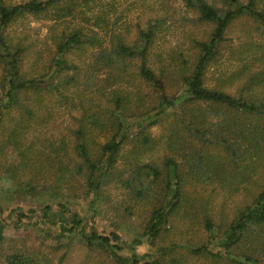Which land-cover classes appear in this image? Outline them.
<instances>
[{
    "label": "trees",
    "instance_id": "trees-1",
    "mask_svg": "<svg viewBox=\"0 0 264 264\" xmlns=\"http://www.w3.org/2000/svg\"><path fill=\"white\" fill-rule=\"evenodd\" d=\"M183 1L194 13L189 20L192 25L207 29L202 39H188L191 46L186 51L156 45L159 33L167 30L161 18L139 26L131 41L127 30L125 39L109 36L108 44L107 35L99 37L93 29L110 28L108 14L87 16L94 12L97 0H28L21 4L0 0L4 75L0 123L9 109L19 110L21 119H13L5 133L4 146L19 155L13 172L8 173L19 183L24 180L19 192L28 197L62 199L57 205L43 201L34 225L36 232L58 244H72L80 236L90 249L104 248L123 264H170L165 258L172 250L155 246L164 226L182 210L185 218L205 224L234 264H264V7H260L264 0ZM76 12L88 23L93 19L92 26L75 24ZM244 17L256 25L245 31L246 41L227 58L223 52L234 43L228 38L229 31ZM21 18L53 24L55 55L41 69L26 68L30 46L22 38L7 35ZM87 47L98 53L85 74L71 55L85 53ZM224 60L239 65L225 72L219 69ZM213 67L221 73L214 86H208ZM96 94L107 101L105 105ZM43 102L52 111L43 119L45 124L48 117L54 120L55 114L63 113L66 104L79 115L69 116L73 127L63 129L70 131L68 138L46 137L43 142L36 137L26 146L25 131L37 116L33 108ZM154 127L161 128L160 138L154 136ZM100 135L108 138L99 142ZM130 143L131 149L123 156ZM156 149L165 154L161 167L140 160ZM110 186L125 188L130 201L151 209L142 235L145 240L124 243L119 234H100L93 222L68 209L92 195L106 201ZM203 186L224 196V210L232 199H243L229 223H225L226 216L219 224L210 219L208 202L204 219L201 208H193L198 196L190 203V190ZM13 212L10 224L0 218V247L10 225L26 227L33 218L21 208ZM127 212L132 216L134 210ZM0 214L4 216L2 207ZM53 230L59 233L52 235ZM145 243L157 250L137 254V247ZM236 249L241 254L234 257ZM206 251L210 252L205 245L190 252L196 256ZM11 259L10 264H24L20 255Z\"/></svg>",
    "mask_w": 264,
    "mask_h": 264
},
{
    "label": "rangeland",
    "instance_id": "rangeland-1",
    "mask_svg": "<svg viewBox=\"0 0 264 264\" xmlns=\"http://www.w3.org/2000/svg\"><path fill=\"white\" fill-rule=\"evenodd\" d=\"M26 1L28 0H6V2L11 4H21ZM94 6V12L87 13L89 18L101 12L108 14L110 28L102 30L93 28L99 37L107 35L108 44L109 36L117 35L125 39V31L127 30L129 31L127 34L129 40L135 39L138 34V27H144L150 20L156 18L166 20L165 27H167V30L159 33L156 42V45L161 48L168 50L176 48L177 51L180 48L182 51H186L191 46V41L188 39H193L194 37L202 39L206 36L205 31L207 29L192 25L193 23L189 21L191 17L194 18V13L186 8L183 0H101V2L97 0ZM218 6L222 7V3H219ZM260 7L263 8L264 3L260 2ZM76 15L75 24L87 28L92 26L93 19L88 23L81 13L76 12ZM255 25V22L247 17L234 23L228 34V38L234 40V43H230L231 46L229 45L224 50L225 57L229 58L231 50L246 41L245 31ZM51 26L53 24L42 20L36 21L31 18H21L7 30L8 36L17 39L22 38L23 43L30 46L26 55V68L31 69L35 65L36 68L41 69L44 64H47L54 57L56 46L51 40ZM257 38L259 39L260 37ZM87 48L89 49L85 53L71 55V59L80 67L82 66L85 74V71L91 69L93 55L98 53L96 48ZM223 62L225 64H221L219 69L225 72L235 70L234 68L239 65L237 62H234V64L225 60ZM2 71L3 69L0 66V95L2 93V77H4ZM220 73L221 71H217L215 67L210 69L206 84L214 86L213 81L220 76ZM104 77L106 76H101L102 79ZM99 84L102 85L104 83L100 80ZM94 96L98 97L104 105L106 104L107 101L99 94ZM1 99L2 96H0V101ZM35 105L34 108H31L37 112V116L34 119H30V123L27 126L29 130L25 131V136L28 137L26 146L36 137H39L44 142L46 137L54 139V137L67 136L68 138L71 135L69 130L63 129L66 127L65 125L69 129L73 127V121L71 126H69L71 121L69 116L79 115L78 110L73 108L71 110V106H68L70 104H66V107L62 108L64 114H55L54 112L55 119L52 120L48 117L49 123L45 124L43 119L48 116L47 113L50 111L47 107V102ZM5 112L0 123V207L4 210V216L1 217L0 214V218L10 224L15 217L13 211L17 208L23 209L26 214H29V218L33 215V218L27 221L28 225L26 227L16 228L10 225L5 230V239L0 247V264H10L14 255L22 256L24 264H123L114 259L111 255L112 253H109L104 248H98L97 246L95 249H90L80 236H76V239L72 241L74 243L63 245L58 244L50 236H44L42 232H36L38 228L34 226L36 223L35 215L41 213L39 210L44 207L43 201L57 205L62 202V199L45 195L42 196L41 200L37 196L28 197V195L19 192L21 188H24L22 185L24 180L19 183L8 173L13 172V165L17 164L19 155L14 148L4 146L3 142L6 139V129L12 125V120H21L20 111L9 109ZM50 112L52 113V111ZM152 131L155 137H161V128L154 127ZM106 138H108L106 135H100L96 140L104 142ZM131 147L132 144H128L122 155L125 156V153H128ZM164 157V152L156 149L151 155H147L144 159L140 158V160L145 161L144 163H157L161 167ZM22 173L21 171L20 174ZM190 191L192 194L190 203L194 201L192 199L196 196H198V200L202 198V201L199 202L197 200V204L193 207L194 209L198 206L201 208V219H204L203 212L208 202V215L216 224L220 223L219 221L223 216L228 217L225 223H229L230 218L234 216V210L237 209L239 203L243 200L241 197L232 199L224 210L223 204L226 202L224 196L217 190L215 192L212 187L203 186L192 188ZM107 192L110 193V196H107L106 201L101 199L97 201L95 196L93 197L92 195L78 203H72L68 209L88 219L91 223L93 222L100 234L105 236H111L113 233L119 234L124 243H131L139 239L145 240L146 238H142V235L145 232L144 227L150 217L151 209L145 205L138 206L135 201H130L127 198L128 192L125 188L115 189L114 186H110ZM128 208L134 210L132 216L128 214ZM31 210H37V213H29ZM199 221L185 218L181 210L178 215H174L170 222L164 226L165 229L161 233L155 247L163 248L164 251L172 250V252L167 253L168 256L165 258L170 264H234L228 259L231 257L227 256L226 249L222 246L219 247L218 242L211 235L205 224ZM215 229L214 231H217ZM58 233L59 231L55 230L51 232L52 235ZM205 245L208 246L210 252L206 251L202 255L196 256L191 254V249L195 250ZM155 247L152 248L145 243L137 247L136 253L139 255L154 253L157 250ZM189 248L190 250H188ZM242 251H244V248H242ZM240 254V251L236 249L233 256L236 257ZM121 255L124 256L125 253H121Z\"/></svg>",
    "mask_w": 264,
    "mask_h": 264
}]
</instances>
